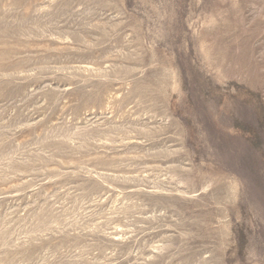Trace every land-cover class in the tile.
Segmentation results:
<instances>
[{"label":"rangeland","instance_id":"374dc122","mask_svg":"<svg viewBox=\"0 0 264 264\" xmlns=\"http://www.w3.org/2000/svg\"><path fill=\"white\" fill-rule=\"evenodd\" d=\"M0 264H264V0H0Z\"/></svg>","mask_w":264,"mask_h":264}]
</instances>
